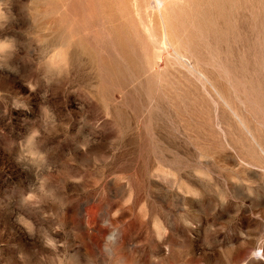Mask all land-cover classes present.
<instances>
[{
  "label": "rangeland",
  "instance_id": "obj_1",
  "mask_svg": "<svg viewBox=\"0 0 264 264\" xmlns=\"http://www.w3.org/2000/svg\"><path fill=\"white\" fill-rule=\"evenodd\" d=\"M0 40V264H264V0H0Z\"/></svg>",
  "mask_w": 264,
  "mask_h": 264
},
{
  "label": "clouds",
  "instance_id": "obj_2",
  "mask_svg": "<svg viewBox=\"0 0 264 264\" xmlns=\"http://www.w3.org/2000/svg\"><path fill=\"white\" fill-rule=\"evenodd\" d=\"M10 47V44L6 40H0V53L4 52ZM48 244H51V241H48Z\"/></svg>",
  "mask_w": 264,
  "mask_h": 264
}]
</instances>
